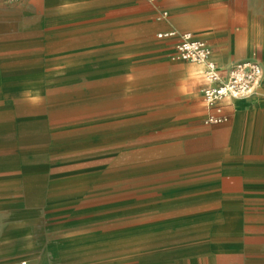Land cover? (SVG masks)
I'll use <instances>...</instances> for the list:
<instances>
[{"label": "rangeland", "instance_id": "rangeland-1", "mask_svg": "<svg viewBox=\"0 0 264 264\" xmlns=\"http://www.w3.org/2000/svg\"><path fill=\"white\" fill-rule=\"evenodd\" d=\"M209 3L249 29L261 59L264 0ZM30 21L0 29L13 43L1 51L0 264H264V191L183 169L213 141L173 153L160 127L143 131L141 74L122 77L106 51L62 56L65 28L27 33ZM186 242L198 243L192 262L177 251Z\"/></svg>", "mask_w": 264, "mask_h": 264}, {"label": "crops", "instance_id": "crops-1", "mask_svg": "<svg viewBox=\"0 0 264 264\" xmlns=\"http://www.w3.org/2000/svg\"><path fill=\"white\" fill-rule=\"evenodd\" d=\"M11 2H0V29L3 21L15 23L19 18L31 20L25 27L27 33L56 24L65 28L53 40L62 56L106 51L111 55V66L122 77L136 71L141 74L132 89L138 91L136 104L143 108V117L152 123L143 131L149 135L160 127L163 134L173 138L169 143L173 153H188L189 143L198 140L213 141L209 150L184 158L179 163L183 169L213 172V178L223 186L264 191V79L251 95L225 101L227 122L206 124L207 109L202 99L204 65L174 60L171 54L177 39L156 37L167 31L190 33L207 43L212 61L222 72L245 60L258 61L264 72V44L260 45L262 58L253 59L258 47L249 29L231 23L224 9L210 6V0ZM160 10H165L166 16H157ZM11 44L3 45L0 34V75L6 71L3 59L11 58L1 51L12 49ZM198 250L197 242H186L177 248L191 262ZM18 253L13 249L3 257H17Z\"/></svg>", "mask_w": 264, "mask_h": 264}, {"label": "built area", "instance_id": "built-area-1", "mask_svg": "<svg viewBox=\"0 0 264 264\" xmlns=\"http://www.w3.org/2000/svg\"><path fill=\"white\" fill-rule=\"evenodd\" d=\"M8 2L14 0H6ZM163 12L162 16H166ZM157 39L176 38L171 57L204 65V86L202 99L207 109L206 124L227 122L225 101L244 98L251 95L262 80L263 69L256 60H245L231 64L222 72L211 59V50L204 40L190 33L175 31L160 32Z\"/></svg>", "mask_w": 264, "mask_h": 264}, {"label": "bare ground", "instance_id": "bare-ground-1", "mask_svg": "<svg viewBox=\"0 0 264 264\" xmlns=\"http://www.w3.org/2000/svg\"><path fill=\"white\" fill-rule=\"evenodd\" d=\"M249 96V95H248ZM247 97V96H246ZM245 98V97H244Z\"/></svg>", "mask_w": 264, "mask_h": 264}]
</instances>
